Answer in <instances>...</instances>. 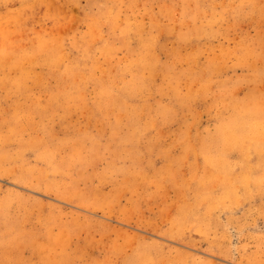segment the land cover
Listing matches in <instances>:
<instances>
[{
	"label": "rangeland",
	"instance_id": "1",
	"mask_svg": "<svg viewBox=\"0 0 264 264\" xmlns=\"http://www.w3.org/2000/svg\"><path fill=\"white\" fill-rule=\"evenodd\" d=\"M0 264H264V0H0Z\"/></svg>",
	"mask_w": 264,
	"mask_h": 264
}]
</instances>
